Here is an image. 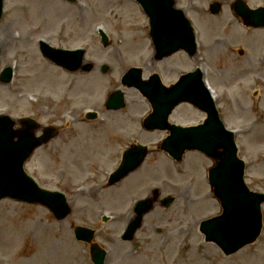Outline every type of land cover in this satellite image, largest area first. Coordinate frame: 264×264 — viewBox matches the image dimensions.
<instances>
[{
  "label": "rangeland",
  "instance_id": "rangeland-1",
  "mask_svg": "<svg viewBox=\"0 0 264 264\" xmlns=\"http://www.w3.org/2000/svg\"><path fill=\"white\" fill-rule=\"evenodd\" d=\"M41 1L37 6L41 14L33 16L31 6L40 1L5 0L0 19V72L13 64L15 77L10 84L0 81V113L15 118L34 116L43 124L62 126L61 134L37 149L25 169L43 187L63 191L73 210L65 219L57 220L44 206L0 200V264H94L89 245L74 236L76 225L96 228L95 240L108 250L105 264H264V227L255 244L230 256L205 241L199 224L219 214L221 206L207 182L212 161L197 151L186 152L181 162L155 151L130 178L102 188L119 159V149L130 144V137L155 146L166 136L164 131H147L140 126L138 119L149 106L135 89H124L127 105L118 111L104 108L107 94L117 87L123 89L120 78L131 65L142 66L144 76L156 69L169 83L180 72L192 69L190 58L179 53L154 61L152 46L134 40L148 37L146 19L137 17L141 12L134 0H107L105 6L100 4L102 0ZM212 1L178 0V5L199 32L203 66L220 94L218 102L227 127L236 131L239 154L247 165L246 182L251 189L264 191V61L258 59H264V30L249 29L256 33L251 35L256 39L253 43H237L233 37L230 44L213 42L211 37L217 31L212 32L207 23L221 29L228 20L241 37L246 35L231 19L236 20L229 10L234 0H220L219 15L210 13ZM55 2H61L62 13L57 14ZM247 2L257 7L263 0ZM99 26L111 36L108 47L100 42ZM40 38L55 46L84 47L95 69L69 72L54 65L40 53ZM207 45L210 55L217 58L216 64ZM228 45L232 50L226 52ZM239 48H244V54L232 58ZM102 63L110 65L107 73L101 72ZM47 72L49 77L44 78ZM52 76L61 77L63 86L46 85ZM89 109L98 111L97 118L86 117ZM133 116L138 118L135 123ZM204 117L186 103L179 105L171 121L194 124ZM155 186L162 196L174 195L176 200L168 208L157 204L145 217L135 234V246L134 240L120 236L134 202L148 196ZM104 214L109 217L107 221ZM32 233L37 237H31ZM12 234L16 237L13 244ZM65 243L70 257L61 260L59 249L63 251ZM13 254L18 258L8 257Z\"/></svg>",
  "mask_w": 264,
  "mask_h": 264
},
{
  "label": "water",
  "instance_id": "water-1",
  "mask_svg": "<svg viewBox=\"0 0 264 264\" xmlns=\"http://www.w3.org/2000/svg\"><path fill=\"white\" fill-rule=\"evenodd\" d=\"M146 11L151 15L152 35L159 50V54L166 55L179 47L190 52L195 50L194 34L190 23L180 9L173 8V0H139ZM219 4H213V11H219ZM2 0H0V16ZM237 11L246 23L255 26H264V7L249 9L245 3H237ZM170 32V35H166ZM171 38L175 43H169ZM102 41L107 44V37ZM45 55L57 63L77 69L83 59V50L68 51L56 49L42 44ZM92 68V64L85 66L86 70ZM11 68L7 67L3 72V80H9ZM124 83L137 86L143 93H149V86L141 79V70L131 68L123 77ZM157 101L153 102L155 112L145 120L148 128H169L171 131L162 145L174 158L181 159L186 149H198L213 157L216 164L209 170V182L214 193L221 202L223 213L221 215L202 221L201 230L207 240L215 241L226 254H231L246 244L254 242L262 229L261 203L264 202V194L253 192L244 180L245 164L237 156L233 133L225 130L213 102L209 98L203 84L200 73L197 71L183 77L180 82L170 89L163 88L162 94L157 89L153 92ZM158 94V95H157ZM169 99V104H166ZM181 100H188L205 110L208 118L205 123L198 126L182 127L171 125L167 122L168 113L172 107ZM124 105L123 92H114L108 101V107L119 108ZM164 114H159L160 112ZM24 127L13 129L14 121L8 116L0 117V198L11 197L29 202H40L47 205L57 218L65 217L70 211L64 195L49 192L37 187L23 169L25 160L40 144L46 142L57 133L54 128H47L44 135H34L35 124L33 120H24ZM18 137L17 140H14ZM146 153L144 147H136L125 154L124 161L110 178V183L120 180L131 169L135 168ZM170 198L168 201H171ZM149 200L141 202L138 206V216L128 228L131 234L141 224L143 214L151 209ZM78 238L89 240L92 232L78 227ZM104 252L97 247L93 250V259L97 264H103Z\"/></svg>",
  "mask_w": 264,
  "mask_h": 264
},
{
  "label": "bare ground",
  "instance_id": "bare-ground-1",
  "mask_svg": "<svg viewBox=\"0 0 264 264\" xmlns=\"http://www.w3.org/2000/svg\"><path fill=\"white\" fill-rule=\"evenodd\" d=\"M36 1H40L39 3H36L34 6H31L33 9H35V11H34V13L32 14L33 16L36 14V15H38V14H41V12L39 13L38 11L40 10L37 6L38 5H40L41 4V0H36ZM100 4H102V5H106L107 4V0H102L101 2H100ZM48 7H50L49 5H47ZM54 6H55V8H56V10L58 11L57 12V14L58 13H62L61 12V2L59 3V2H55L54 3ZM51 8V7H50ZM47 11H52V10H47ZM60 11V12H59ZM38 12V13H37ZM53 15H54V13H52V15L50 16V18H51V21H56L55 20V18H53ZM62 18L63 17H61V19H60V22L61 23H63V21H62ZM53 21V22H54ZM137 38H139V37H136L134 40H136ZM136 43V42H135ZM134 44V42H132V45ZM138 44H134V46L136 47ZM140 46V45H139ZM141 47V46H140ZM48 72L45 74L46 76L44 77V78H46V77H49L48 76ZM62 78L61 77H57V76H52L48 81H47V83H46V85H53V86H59V87H61V86H63V81L61 80ZM135 120V119H134ZM31 237H33V238H36L37 237V235L36 234H34V233H32L31 235H30ZM16 237L14 236L13 237V234H12V239H11V242H12V244H13V242H15L16 240ZM68 247V244L67 243H65V245H64V248H63V251L62 250H60L59 249V254H60V256H59V259H61V260H68L69 259V257H70V253H68L67 252V249H65V248H67ZM16 254H13V255H9L8 257L9 258H11V259H16V258H18V257H16L15 256ZM15 256V257H14ZM48 256H51V252H48ZM3 258V257H2Z\"/></svg>",
  "mask_w": 264,
  "mask_h": 264
}]
</instances>
